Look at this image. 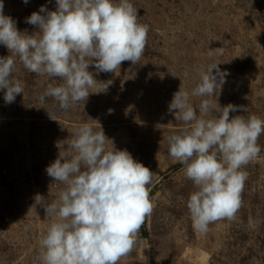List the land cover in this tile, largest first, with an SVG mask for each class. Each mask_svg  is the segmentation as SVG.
I'll return each instance as SVG.
<instances>
[{
  "label": "rangeland",
  "instance_id": "374dc122",
  "mask_svg": "<svg viewBox=\"0 0 264 264\" xmlns=\"http://www.w3.org/2000/svg\"><path fill=\"white\" fill-rule=\"evenodd\" d=\"M130 3L138 23L149 27L143 55L136 64L122 62L115 72L90 65L95 80L87 100L67 110L45 95L50 83L63 81L30 72L14 57L12 79L23 93L6 104L0 91V264H40L41 237L58 217L46 215L35 197L48 203L59 199L66 185L48 176L46 168L59 152L70 151L73 134L84 123L102 129L109 139L106 149H126L153 172L147 235L141 227L133 250L117 264H264V134L258 138V157L242 168L247 179L235 219L211 223L206 233L193 229L187 200L195 188L168 151V137L184 128L168 111L179 88L189 93L197 115L208 99L213 107L247 109L230 116L254 114L264 120V0ZM3 5L4 14L28 34L37 29L26 17L41 5L56 7L55 0H3ZM8 55L0 45V57ZM214 64L227 71L225 82L214 96L192 95L200 73ZM214 115L210 111L205 119Z\"/></svg>",
  "mask_w": 264,
  "mask_h": 264
},
{
  "label": "clouds",
  "instance_id": "9594fccd",
  "mask_svg": "<svg viewBox=\"0 0 264 264\" xmlns=\"http://www.w3.org/2000/svg\"><path fill=\"white\" fill-rule=\"evenodd\" d=\"M55 4V10L41 5L26 17L37 29L28 34L4 14L0 0V45L12 54L0 57V91L6 104L23 93L19 81L12 79L15 56L30 72L63 81L50 83L45 95L67 110L87 100L95 80L90 65L115 72L122 62L136 64L144 53L149 27L138 23L130 0H55ZM227 75L218 64L209 66L200 73L192 95L214 96ZM199 109L197 115L187 91L179 88L174 93L168 111L184 128L168 137V151L195 188L187 200L193 229L206 233L211 223L235 219L242 207L247 179L242 168L261 152L258 138L264 134V120L254 114L230 116L247 109L218 103L213 107L208 99ZM210 111L215 115L205 119ZM106 140L102 129L94 131L84 123L73 134L70 151L59 152L47 166V175L66 188L55 202L35 197L46 215L58 217L41 237L40 264H117L133 250L145 217L153 211L148 188L153 172L126 149L113 143L111 150L106 149Z\"/></svg>",
  "mask_w": 264,
  "mask_h": 264
},
{
  "label": "trees",
  "instance_id": "16d2710c",
  "mask_svg": "<svg viewBox=\"0 0 264 264\" xmlns=\"http://www.w3.org/2000/svg\"><path fill=\"white\" fill-rule=\"evenodd\" d=\"M262 151H264V149H262ZM176 166H181V164L180 163H178V164H176ZM149 197H150V193H149ZM144 223H145V220H144ZM142 224V234H143V236H146L147 235V230H146V228H145V224Z\"/></svg>",
  "mask_w": 264,
  "mask_h": 264
}]
</instances>
